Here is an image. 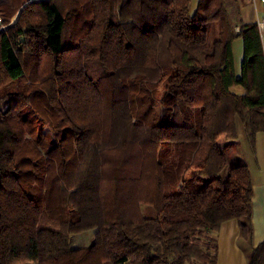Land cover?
I'll use <instances>...</instances> for the list:
<instances>
[{"label": "trees", "instance_id": "1", "mask_svg": "<svg viewBox=\"0 0 264 264\" xmlns=\"http://www.w3.org/2000/svg\"><path fill=\"white\" fill-rule=\"evenodd\" d=\"M233 1L0 0V264H217L229 221L264 264L219 143L264 133L262 35Z\"/></svg>", "mask_w": 264, "mask_h": 264}, {"label": "crops", "instance_id": "2", "mask_svg": "<svg viewBox=\"0 0 264 264\" xmlns=\"http://www.w3.org/2000/svg\"><path fill=\"white\" fill-rule=\"evenodd\" d=\"M231 10L235 17L242 20L244 24H257L259 26L264 49V0H234L231 5ZM239 52V58H241L242 54V61L240 63L241 71L243 63V42L242 48L239 46ZM237 58L235 57V64ZM237 76L239 75L237 74ZM241 138H243L242 135ZM251 152L253 158L249 165L253 182L251 224L253 230V247L257 248L264 243V133L257 135L255 149ZM215 236L218 240L217 264H248V257L241 247L242 239L240 226L237 221L225 223L221 230L215 233Z\"/></svg>", "mask_w": 264, "mask_h": 264}, {"label": "rangeland", "instance_id": "3", "mask_svg": "<svg viewBox=\"0 0 264 264\" xmlns=\"http://www.w3.org/2000/svg\"><path fill=\"white\" fill-rule=\"evenodd\" d=\"M198 2H199V0H192L191 6H190V13L191 14L195 13V11L197 9ZM27 6H28V3H26L25 6H23V8L21 10L23 11V9ZM22 11H20V12L22 13ZM20 12L17 14V16H15L12 24L14 22L18 21L20 15H21ZM239 46H241V48H242V42L240 39H238V41L236 40L234 42V47H233V48H235L234 49L235 57H238L236 60L237 74L240 76V74H241L240 63L242 61L241 60L242 54H241V58H239V56H240ZM126 112H127V108H125L124 103H118L115 105L114 116L116 119H127V118H129L127 116ZM219 143H220L222 150H223V152L227 158H229L231 160L236 159L239 161V163L245 164L249 167V165L251 164V159H253L252 155H251L252 150H251V147L249 146V144L247 143L245 138H240V141L236 144L228 143V142L224 141V139H221ZM214 185H216V183ZM92 242H93V232H89V233H86L85 235H82L81 237L77 238L75 244L78 247H86V246H89Z\"/></svg>", "mask_w": 264, "mask_h": 264}, {"label": "built area", "instance_id": "4", "mask_svg": "<svg viewBox=\"0 0 264 264\" xmlns=\"http://www.w3.org/2000/svg\"><path fill=\"white\" fill-rule=\"evenodd\" d=\"M9 29V26L5 25L3 23V19L2 17L0 16V33H4L6 32L7 30Z\"/></svg>", "mask_w": 264, "mask_h": 264}, {"label": "water", "instance_id": "5", "mask_svg": "<svg viewBox=\"0 0 264 264\" xmlns=\"http://www.w3.org/2000/svg\"><path fill=\"white\" fill-rule=\"evenodd\" d=\"M30 3H32V2H30ZM22 11V10H21ZM21 13V12H20ZM17 22V21H16ZM16 22H14L12 25H14Z\"/></svg>", "mask_w": 264, "mask_h": 264}]
</instances>
